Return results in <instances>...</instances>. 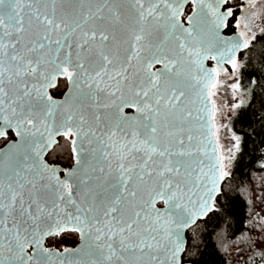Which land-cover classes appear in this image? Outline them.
Returning a JSON list of instances; mask_svg holds the SVG:
<instances>
[{"label":"snow or ice","instance_id":"6c2138e0","mask_svg":"<svg viewBox=\"0 0 264 264\" xmlns=\"http://www.w3.org/2000/svg\"><path fill=\"white\" fill-rule=\"evenodd\" d=\"M257 8L0 0V264H196L230 175L209 100L241 53L264 75Z\"/></svg>","mask_w":264,"mask_h":264},{"label":"trees","instance_id":"16d2710c","mask_svg":"<svg viewBox=\"0 0 264 264\" xmlns=\"http://www.w3.org/2000/svg\"><path fill=\"white\" fill-rule=\"evenodd\" d=\"M259 29L253 41L257 54L264 48ZM240 55V77L251 74V84L244 86L241 80L244 98L228 119L231 131L240 138L239 150L234 146L230 175L221 185V211L201 222L196 264H264V75L257 55Z\"/></svg>","mask_w":264,"mask_h":264},{"label":"rangeland","instance_id":"374dc122","mask_svg":"<svg viewBox=\"0 0 264 264\" xmlns=\"http://www.w3.org/2000/svg\"><path fill=\"white\" fill-rule=\"evenodd\" d=\"M262 2H264V0H258L257 11H260ZM240 15H243V12H241ZM256 24L257 27L254 29L255 32L259 29L260 19H257ZM217 80L219 83L214 90L215 94L211 96L212 106L213 102L215 104V119L213 121L215 127L213 131L216 133L214 136L215 140L217 137L219 139V145L221 146L220 151L228 157L225 162L226 170L228 171L230 167V155L236 143L232 139L234 133L228 125V119L233 112L234 106L244 98L245 91L241 88L242 79L239 70H233L232 67H227L220 71ZM233 84H239L240 87L234 89ZM229 149H231V152H229Z\"/></svg>","mask_w":264,"mask_h":264},{"label":"water","instance_id":"95a60500","mask_svg":"<svg viewBox=\"0 0 264 264\" xmlns=\"http://www.w3.org/2000/svg\"><path fill=\"white\" fill-rule=\"evenodd\" d=\"M205 66L208 67V68H216L217 67V64H216L215 61H205ZM227 67H231V65L228 64V63H224V64L220 65V71L226 69ZM242 84L244 86H249L251 84V74L245 73L243 75V77H242ZM209 109H210V111L213 109L212 102H211V98L209 100ZM213 139L215 140V137H213Z\"/></svg>","mask_w":264,"mask_h":264},{"label":"flooded vegetation","instance_id":"af4514ba","mask_svg":"<svg viewBox=\"0 0 264 264\" xmlns=\"http://www.w3.org/2000/svg\"><path fill=\"white\" fill-rule=\"evenodd\" d=\"M240 15V14H239ZM211 63V62H210ZM68 243H71V241H68Z\"/></svg>","mask_w":264,"mask_h":264}]
</instances>
